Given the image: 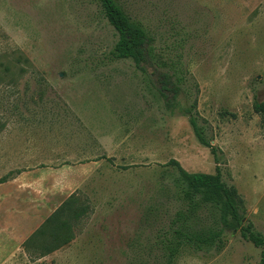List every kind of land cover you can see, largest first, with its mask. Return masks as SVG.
Here are the masks:
<instances>
[{
    "label": "rangeland",
    "instance_id": "1",
    "mask_svg": "<svg viewBox=\"0 0 264 264\" xmlns=\"http://www.w3.org/2000/svg\"><path fill=\"white\" fill-rule=\"evenodd\" d=\"M119 1L155 34L160 54L175 63L182 55V97L197 99L219 163L189 117L167 108L156 77L112 58L118 37L94 0H0V180L98 162L75 193L87 209L75 239L47 257L18 253L4 264H130L160 255L159 235L186 208L172 160L189 173L220 167L242 201V225L264 236V0ZM44 178L51 193L52 175ZM35 193L12 192V200L42 201ZM52 198L55 206L66 199ZM218 214L206 207L194 222L221 230ZM221 241L185 247L175 264H260L264 248L242 228L224 230Z\"/></svg>",
    "mask_w": 264,
    "mask_h": 264
},
{
    "label": "trees",
    "instance_id": "2",
    "mask_svg": "<svg viewBox=\"0 0 264 264\" xmlns=\"http://www.w3.org/2000/svg\"><path fill=\"white\" fill-rule=\"evenodd\" d=\"M94 1L118 37L110 53L112 58L131 60L144 74L156 77L159 83L158 91L166 100L167 108L189 117L198 141L204 147L211 149L216 163H219L217 148L206 138L203 128L198 124L197 99L194 98L191 103H186L182 97L185 92L182 84L186 81L185 71L178 67L182 55L176 56L178 61L175 63L165 54H160L157 51L155 34L141 21L132 18L119 0ZM185 41L183 39V42ZM260 108L263 110L264 106ZM169 165H174L179 170L178 189L181 192L180 199L185 202L186 208L177 211L170 220L169 229L159 235V247L162 253L160 255L151 253L145 261L143 256L133 257L130 264H157L160 261L165 264H175L185 247H192L197 251L211 248L221 241L226 229L242 228V236L245 240L264 248V236L254 232L251 225L246 227L242 225L244 219L240 213L242 201L237 191L229 188L223 181L220 167H217L216 174H204L189 173L176 160L170 161ZM11 180L13 179L9 177L3 178L0 184ZM78 202L74 193L24 243V248L30 256L47 257L68 246L75 239L74 226L87 211ZM206 207H213L218 211L221 230L207 233L198 229L194 219L198 218L199 212ZM147 215L148 219L149 216H154V210L150 209ZM260 264H264V251Z\"/></svg>",
    "mask_w": 264,
    "mask_h": 264
},
{
    "label": "crops",
    "instance_id": "3",
    "mask_svg": "<svg viewBox=\"0 0 264 264\" xmlns=\"http://www.w3.org/2000/svg\"><path fill=\"white\" fill-rule=\"evenodd\" d=\"M97 166L98 162L92 161L80 165H63L58 169H48L50 171L38 170L34 171L31 176L30 173L25 172L10 182L0 184V189L3 188L0 194V264L14 258L18 253H28L24 248V243L65 200L76 193L81 185L91 178ZM43 175H52L50 183H52L53 189L50 191L51 193L45 192L43 189V185H49ZM35 176L38 177L34 179ZM30 189L36 191L34 195L43 200L36 202L27 199L13 202L12 192L28 193ZM52 196L66 199L55 206ZM32 202L34 203L32 204ZM51 210L53 212L49 214Z\"/></svg>",
    "mask_w": 264,
    "mask_h": 264
}]
</instances>
